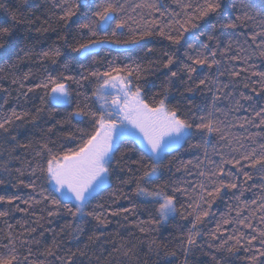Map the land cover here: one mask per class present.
Segmentation results:
<instances>
[{
  "label": "snow or ice",
  "instance_id": "6c2138e0",
  "mask_svg": "<svg viewBox=\"0 0 264 264\" xmlns=\"http://www.w3.org/2000/svg\"><path fill=\"white\" fill-rule=\"evenodd\" d=\"M173 3L180 9V12L169 14L167 8L159 4L157 0H140L134 6H128L131 7L132 12H136L137 9L146 10L153 15L152 20L143 17L140 20H134L130 16L125 18V5L113 2V0H104L95 8L91 7L88 0H53L51 7L56 10L53 14L63 22L65 27L72 23L73 18L76 17L79 29L84 35L90 37L87 42H79L77 46L73 47L72 50L80 54H90L93 47L106 42L117 43L116 39L109 38V29H111L110 36L112 38L123 36V30L127 29L130 38L124 43H137L138 30L132 26L133 23L141 25L140 39L158 34L174 45H180L185 33H190L191 29L200 28L199 34L192 33L194 39L199 40L201 36H206L208 42L201 41L198 51L195 44L188 43L187 49L190 51H185L184 59L179 62L175 53L165 52L164 56L167 57V60L164 62V67L169 69V84L174 83L176 79L183 81L184 76L181 75L183 72L189 81L188 92H193V85H195L198 89H207L212 93L211 107L206 110V114L197 116L190 108L182 111L179 107L172 105L168 101L169 89L167 87L158 96H153L151 101L147 100L142 95V86L135 83L141 79L145 71L141 65H136L135 68L126 65L124 67L110 66L103 71L92 70L88 75L83 76L82 80L62 73L56 76L48 73L44 78L29 86L27 91L22 94L27 96L28 93L36 90H43V95L40 97L41 104L45 100L53 105L69 104L72 102L73 90L68 82L71 81L79 87H84L83 81L94 79L96 88L93 96L99 107L93 111L87 103L75 104V111L69 113L67 121L71 122L75 119L79 123H87L90 129L77 128L81 139L79 146L73 148L62 143L57 149L53 141L41 142L34 150L35 166L32 161L28 162L30 176L34 178L28 182L18 179V183L37 192V180L43 177L46 183L55 185L57 192L66 191L69 193L74 199L75 205L70 207L65 204L62 206L60 200L43 187L37 192L39 199L31 195L27 199H23L18 193L0 194V205L13 206L16 211H27V209H21L16 204L17 201L27 205L29 209L43 205L41 210L46 211L48 217L62 215L66 211L73 220L78 217H87L94 220L97 225L106 228L111 222L108 219L109 216H120L121 213L135 214L139 205L134 203L132 207L113 209L111 205L97 204L96 208H91L89 197L104 182V178L113 171L123 172L127 169V172L132 173V180L135 184L132 195L150 201L156 206V217L149 221H141L136 225L142 233L147 231L145 227L141 226L145 223L161 224L178 214L185 219L189 216L192 217L191 227L183 241L185 258L183 264H187L189 252L192 246L197 245V237L202 234L199 226L205 224L207 218L213 215L212 207L216 201L223 199L228 193H231V198L236 203L229 205L228 214L216 222L215 230L209 233L211 238L215 240L220 235H224L225 225H234L231 234L225 235L223 243L217 245V248L223 247L229 253L243 251L248 254L245 257L247 264H264V106L257 109L255 104H250L247 109H244L245 111L251 110L250 116H245L237 121L220 119L216 115L220 111L217 101L222 98L221 94L223 93V96L227 97L233 96L232 92H223L229 85L218 84L219 76L228 75L233 78L232 82L243 83L244 88H250L255 96L264 101V71L256 70V65L250 63L255 56L264 58V4L257 10L255 5L249 3L248 0H240L239 8L236 3H232V11H229L228 5L223 0H195V2L193 0H173ZM0 9L7 11L3 0H0ZM234 12L239 14L234 15ZM156 13H159V20L155 18ZM10 16L14 23L11 26H0V60L10 61L14 55L19 58L17 48L25 54L31 51L27 47L29 37H24L23 46H21L15 36L16 13L12 12ZM166 16L167 19H165ZM80 17L84 18L82 22H79ZM21 19L28 24L33 22L31 16H22ZM199 21H204V25L201 26ZM253 22L256 27L250 34L245 33L246 38L243 42L236 39L234 50L232 39L227 41L222 50H220V42L212 45L211 42L216 39L218 26L221 30L235 31ZM113 23L115 24L114 28H112ZM25 31L30 33L32 28L29 27ZM36 31L47 32L48 29L37 27ZM101 31L104 32L102 37L100 36ZM147 51L151 52L152 49L149 48ZM37 55L41 61H50L52 64H56L62 52L60 47L49 46L47 49H41ZM225 57L229 61L239 62L246 67L242 66L237 70L235 64L225 65ZM174 64L178 70H172L171 66ZM64 66L67 67V64ZM198 68L215 69L217 75L211 79L209 76L194 78L193 74L197 72ZM30 75L31 73L25 74L24 80L29 79ZM250 77L258 79L251 81ZM13 83H17V81L14 79ZM19 86L21 89L24 88L23 81ZM110 90H115V94ZM239 97L234 100L235 110L244 108L240 103L241 100H253L251 95L244 92H240ZM85 99H88L87 96ZM44 110V108H38L33 115L27 111L17 112L13 108L10 115L0 118V132L10 135V126L16 121L28 120L36 123L39 113ZM224 115L226 117L227 113ZM64 122V120H57L56 124L62 126ZM232 128H239L244 132L236 134L231 131ZM250 128L261 129V131L250 132ZM129 129L136 130L140 134L151 155L145 157L144 154H141L138 159H133L125 153L121 156V160L117 161L114 155L119 151L117 140ZM48 131L51 132L52 129L49 128ZM186 135L198 138V143L190 146L202 149L203 159L197 157L195 162H181V166L185 167L189 173H191V168L197 169L195 175L199 179L195 183H189L187 187L177 185L172 188V194H169L156 183L163 164L159 156L174 138L180 139ZM213 135L218 136L219 140L224 143L222 147L213 148L210 154L208 137ZM10 138L13 141L16 140L14 135H11ZM74 139L75 135L69 132L67 140ZM20 146L30 147L29 144ZM212 156H219V159H212ZM129 161L136 167H131L128 164ZM113 163L117 165V169H113ZM189 165L191 168L188 167ZM229 165L231 169H235L234 172L227 167ZM245 169H251V171ZM3 171L10 175L12 169L4 164ZM15 171L18 177L25 175V171L20 168ZM137 173L139 175H136ZM241 177H243V182H241ZM254 177L259 179V185H248V182L252 181ZM129 182L123 177L120 178L122 185H128ZM8 183L11 181L0 178V186ZM245 185L248 186L245 187ZM16 186L13 184V187ZM255 187L260 188L258 197H254L251 201L242 199L249 188ZM175 193L187 198L185 212L180 211V208L184 207L183 204H180V207L177 206L179 197ZM122 198L125 197H122L119 191L112 193V203H117ZM127 198L131 199V197ZM10 211L11 209L0 211V218L9 216ZM233 211L235 216H232ZM86 222L85 219H80L75 231L82 232V225ZM21 228L24 229V232L18 237L12 233V225H8L9 231L5 234L7 243L0 244V248L5 250L3 254H0V264H44L42 261L37 262L29 259L32 255V249L29 247L30 241L23 238L25 233L31 237L36 232V228H25L23 223ZM93 239H98V237L93 234L89 240ZM230 241L231 243H229ZM33 242L38 243V241ZM18 243L20 247L27 249L28 255L23 256V261L19 254ZM209 247L212 245L209 244ZM116 250L120 251L119 248ZM129 251L131 249L124 252V255L127 256ZM45 254L55 256L56 259L62 261V264H73L72 257L76 255V253H71L67 258H62L52 248L46 249ZM171 255L175 256L176 253L173 252ZM215 259L216 257H213V260Z\"/></svg>",
  "mask_w": 264,
  "mask_h": 264
},
{
  "label": "trees",
  "instance_id": "16d2710c",
  "mask_svg": "<svg viewBox=\"0 0 264 264\" xmlns=\"http://www.w3.org/2000/svg\"><path fill=\"white\" fill-rule=\"evenodd\" d=\"M103 2L104 0H88L92 8ZM113 2L125 5V18L130 16L134 20H140L142 17L147 20L153 19V15L144 9H137L136 12H132L131 7H128L129 5L134 6L140 0H113ZM157 2L164 5L169 14L180 12V9L173 3V0H157ZM223 2L228 5L229 11H232V3H236L238 8L240 5V0H223ZM248 2L253 3L257 10L264 4V0H248ZM52 3L53 0H3L7 11L0 9V26H11L14 22L11 19L10 13L15 12L17 15L15 36L18 38L21 46H23L24 37H29L27 47L31 49L28 54H25L17 48L16 51L19 52V58L14 55L10 61L0 60V118L10 115L13 108L17 112L27 111L33 115L38 108L45 109L39 113L36 123L28 120L23 122L16 121L10 126V135L0 132V178L11 181L7 185L0 186V194L11 195L18 193L23 199H27L29 195L39 199L37 192L43 187L55 196L56 199L60 200L62 206L66 204L71 207L75 204L61 198L59 193L56 192L51 184L46 183L43 177L37 180V192L19 185L18 179L28 182L34 178L30 176L28 162L32 161L33 166H35L34 150L41 142L53 141L57 149H59L62 143L73 148L79 146L81 139L77 128L90 130L88 124L79 123L75 119L68 122L66 118L69 116V113L75 111V104L77 103H87L93 111L99 107L96 98L93 96L96 83L94 79L83 81L85 86L79 87L77 84L69 81L68 83L73 90L72 102L63 105H53L47 100L41 104L40 97L43 95V90H36L28 93L27 96L22 93L26 92L29 86L44 78L48 73H51L53 76L62 73L74 76L77 80H82V77L88 75L92 70L99 69L103 71L110 66L124 67L126 65L135 68L136 65H141L145 71L141 79L135 81V83L142 86V95L147 100L151 101L153 96H158L167 87L169 89L168 101L172 105L179 107L182 111L190 108L197 116L205 115L206 110L211 107L212 93L208 92L207 89H198L195 85H193L194 91L188 92L187 86L189 81L183 72H181V75L184 76L183 81L176 79L174 83L169 84V69L164 67V62L167 60L164 53H175L179 58V62V60L184 59V52L190 51L187 49L188 43L195 44L198 51L200 42L208 41L206 36H201L199 40L194 39L192 33L199 34L200 28L191 29L190 33H185V37L181 40L180 45L171 44L170 41L158 34L140 39L139 29L141 25L133 23L132 26L138 30L137 43H124L125 40L130 38L127 29L123 30V36L116 38L110 36L111 29H109V38L116 39L117 43L106 42L100 44L97 49L90 51V54H80L74 52L72 50L73 47L77 46L79 42H87L90 37L84 35L82 30L79 29L76 17L73 18L72 23L65 27L63 22L59 21L57 16L53 14L56 10L51 7ZM236 14L239 13L234 12V15ZM22 16H31L33 22L31 24L23 22ZM155 18L157 20L160 19L159 13L155 14ZM165 19H167V16ZM83 20V17L79 18V22ZM198 23L203 26L205 22L199 21ZM29 27L32 28L30 33L25 31ZM37 27L41 29L47 28L48 31L37 32ZM114 27L115 24L113 23L112 28ZM254 27H256L254 22L235 31L230 29L221 30L218 26L216 29V39L211 43L215 45L217 42H220V50H222L227 41L232 39L234 50L236 39L243 42L246 38L245 33L250 34ZM103 35L104 32L101 31L100 36L102 37ZM49 46H56L61 49L62 55L58 58L56 64H52L50 61H41L37 55L41 49H47ZM149 48L152 49L151 52L147 51ZM224 62L225 65L235 64L237 70L242 66L246 67V65H241L239 62L229 61L227 57L224 58ZM250 63L256 65V70L264 71V58L255 56ZM65 64H67V67L64 66ZM171 68L172 70H178L175 64ZM27 73H31V75L29 79L24 80V76ZM216 75L215 69L208 70L206 68H198L197 72L193 74L194 78L209 76L210 79ZM14 79L17 83H13ZM249 79L255 81L258 78L250 77ZM232 80L233 78L228 75L218 77V84L229 85L223 92H232L233 96L227 97L223 96V93L221 94L222 98L217 101V107L220 111L216 115L220 119L237 121L245 116H250L251 110H244L250 104H255L258 109L260 106H264V101L260 97L255 96L250 88H244L243 83H234ZM21 81L24 83L23 89L19 86ZM240 92L251 95L253 100H241L240 103L244 108L235 110L234 100L240 98ZM86 96L87 100L85 99ZM224 113H227L226 117ZM85 119L87 120V118ZM57 120H64L65 122L61 126L60 124H56ZM49 128L52 129L51 132L48 131ZM231 131L236 134L244 132V130L239 128H232ZM249 131L260 132L261 129L250 128ZM69 132L75 135L74 140H67ZM11 135L16 136L15 141L11 140ZM208 140L210 154L213 148L222 147L224 143L216 135L208 137ZM196 143H198V138L188 135L181 146L169 151L161 159L163 164L158 173L159 179L156 183L169 194H172L173 187L177 185L187 187L189 183H195L199 179L195 175L197 169L191 168L189 165L188 167L191 168V173H189L185 167L181 166V162H195L197 157L203 159L202 149L190 146ZM21 144H29L30 147L24 148L20 146ZM117 147L119 151L114 153L117 161L121 160V156L125 153L133 159H138L141 154H144L145 157L150 155L132 138L122 139ZM225 152H227V149H225ZM212 159L218 160L219 156H212ZM4 164H7L12 169L10 175L3 171ZM128 164L133 168L136 167V165H131V161ZM112 167L113 169H117L115 163H113ZM227 167L233 172L235 171V169H231L230 165ZM17 168L25 171L23 177H18L15 171ZM245 170L251 171V169ZM136 175H139V173ZM121 177L129 180V184L122 185L120 183ZM108 179L109 182L105 188L89 199L91 208H96L97 204H104L105 206L111 205V208L116 209L132 207L135 203L139 205L136 208L135 214L121 213L120 216H109L108 219L111 222L105 228L97 225L91 218L78 217L76 220H73L72 216L66 211L62 215L48 217L47 212L41 210L43 205L34 206L29 209L27 205L17 201L16 204L21 209H27V211H16L13 206L0 205V211L11 209L9 216L0 218V244L7 243L5 234L9 231L8 225H12V233L19 237L24 232V229L21 228V224L23 223L25 228H36V232L31 237L27 236L26 233L23 237L30 241L29 247L32 249V255L29 259L37 262L42 261L44 264H62V261L56 259L55 256H47L45 254V250L48 248H52L62 258H67L71 253H76L72 257L73 264H183L185 259L183 255V241L188 234V229L191 227L190 221L192 217L189 216L185 219L178 214L166 223H145L141 226L145 227L147 231L142 233L136 225L141 221H149L151 218L156 217V206L150 201L142 200L132 195L135 184L132 180V173L127 172V169L123 172L118 170L113 171L108 176ZM240 179L243 182V177ZM259 183V179L254 177L252 181L248 182V185H259ZM13 184L17 186L13 187ZM248 185H245V187ZM117 191L125 198L120 199L117 203H112V193ZM175 195L179 197L177 206L180 207V204H183L184 207L180 208V211L185 212L188 203L187 198L181 196L179 193H175ZM259 195V187L249 188L244 193L242 199L251 201ZM127 197H131V199ZM235 203L231 198V193L225 195L223 199L216 201L212 207L213 215L207 218L205 224L199 226L202 234L197 237V245L192 246L187 257V264H247V260L245 259L248 255L247 253L243 251L229 253L223 247L217 248V245L223 243L224 236L231 234L234 225H225L224 235H220L218 239L213 240L209 234L215 230L216 222L222 216L228 214L229 205H234ZM232 216H235L234 211L232 212ZM80 219H85L87 222L82 225L83 231L77 233L75 228L79 224ZM93 234L98 239L89 240V237L93 236ZM33 241H38V243ZM209 244L212 247H209ZM117 248L120 251H117ZM18 249L23 261V256L28 255L27 249L20 247L19 243ZM129 249L131 251L125 256L124 252ZM4 251L3 248H0V254H3ZM173 252L176 253L175 256L171 255ZM213 257H216V259L213 260Z\"/></svg>",
  "mask_w": 264,
  "mask_h": 264
},
{
  "label": "rangeland",
  "instance_id": "374dc122",
  "mask_svg": "<svg viewBox=\"0 0 264 264\" xmlns=\"http://www.w3.org/2000/svg\"><path fill=\"white\" fill-rule=\"evenodd\" d=\"M99 46H96V47H93L90 51L92 50H95L97 49ZM111 92H113V94H115V90H110ZM188 135H186L185 137L183 138H180V139H176L174 138L173 141L171 142V144L163 151L161 152L160 156H159V159L161 160L169 151H172V150H175L177 149L179 146H181L183 144V142L185 141V139L187 138ZM124 138H132L134 140L137 141V143L139 145H141L145 151L148 152L147 148L145 147V144L142 140V137L140 136V134L136 131V130H133V129H129L123 136L119 137L118 140H117V145L118 143L124 139ZM149 153V152H148ZM151 155V153H149ZM109 182V179H108V176L104 178V182L102 184H100L96 190L92 193V195L89 197L92 198L96 193H98L99 191H101V189L105 188V186L108 184ZM51 186L55 189V185L54 184H51ZM56 190V189H55ZM57 192V191H56ZM60 197L67 200V201H70L72 203L75 204V201L73 198H71V195L69 193H67L66 191L61 193V192H58ZM171 220V218L169 219ZM168 220V221H169ZM166 221V222H168ZM165 222V223H166Z\"/></svg>",
  "mask_w": 264,
  "mask_h": 264
}]
</instances>
